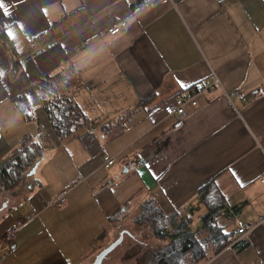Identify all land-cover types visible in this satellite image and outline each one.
<instances>
[{"label":"crops","instance_id":"1","mask_svg":"<svg viewBox=\"0 0 264 264\" xmlns=\"http://www.w3.org/2000/svg\"><path fill=\"white\" fill-rule=\"evenodd\" d=\"M0 3L10 42L0 41V166L26 136L41 147L1 192L0 264H88L111 240L107 217L117 208L152 198L166 214L203 209L201 219L203 186L224 197L219 223L231 238L202 264L264 263V221L236 231L264 213V0ZM118 19L126 26L106 34ZM65 70L77 82L64 93L89 123L62 139L34 84ZM214 76L216 88L185 103L180 121L165 114L163 103H180ZM231 89L244 99L224 96ZM21 94L29 119L14 104ZM62 189L64 202L49 205ZM27 215L5 240V228Z\"/></svg>","mask_w":264,"mask_h":264},{"label":"trees","instance_id":"2","mask_svg":"<svg viewBox=\"0 0 264 264\" xmlns=\"http://www.w3.org/2000/svg\"><path fill=\"white\" fill-rule=\"evenodd\" d=\"M38 1L44 4L53 0ZM0 41L6 46L10 44L3 29H0ZM54 75L56 74L47 76ZM47 76L35 83L34 88L40 94V103L54 132L59 138L66 139L79 129L86 128L88 123L71 97L66 95L50 96L47 93L45 86L42 85ZM14 104L25 119L30 118V104L25 95L21 94L15 97ZM40 155V145L29 136L24 137L20 145L12 150L9 157L0 166V191L14 188L19 183L23 172L34 165ZM208 187L203 186L198 190V194L206 206V211L201 215L204 226L202 233L204 232L205 235L188 230L185 221H176L175 216L181 214L180 212L173 211L166 214L152 198H146L138 205L139 212L135 220L150 223L152 234L160 239H167L169 242L154 251L145 253L142 258L138 256L136 264H202L228 244L231 238L230 233L223 231L218 217L219 206L224 202V197L218 198L215 193H207ZM125 211L127 208L124 207L117 208L112 212L107 217L110 224ZM100 250L94 255L96 256ZM130 253L131 250L126 252L123 258L131 257Z\"/></svg>","mask_w":264,"mask_h":264},{"label":"rangeland","instance_id":"3","mask_svg":"<svg viewBox=\"0 0 264 264\" xmlns=\"http://www.w3.org/2000/svg\"><path fill=\"white\" fill-rule=\"evenodd\" d=\"M119 20V19H118ZM109 27V26H108ZM107 27V28H108ZM106 28V29H107ZM107 34V33H106ZM109 35V34H108ZM77 81L72 70H65L63 72H58L56 75L52 77H45L43 86H45V90H47L50 96H60L66 95L65 92L67 86H71L75 84ZM66 85V87H64ZM73 100V99H72ZM78 105V104H77ZM78 108L81 112L82 117L86 118L87 123L88 119L83 110H81L80 106ZM82 120V119H81ZM10 189H2L0 191H9ZM140 202H134L130 205V208L117 216L111 226L113 229L112 238L108 243H111L115 239H117L118 234L122 233V241L117 244L112 251H110L101 261L100 264H136V259L138 256L140 258L145 256V253L149 251H154L158 247H162L169 242L167 239H160L156 235L152 234L150 223L148 222H139L136 221V216L139 212ZM203 209L195 208V212L192 215L186 213H181L176 215V221H185L187 224V228L194 232L202 233L203 227L195 228L196 222L201 224L200 214ZM190 223V224H189ZM188 229V230H189ZM202 235H205L204 232ZM131 250V257L123 258L126 252ZM95 256V255H94ZM93 259V258H92ZM92 261V260H91ZM90 263V262H89Z\"/></svg>","mask_w":264,"mask_h":264},{"label":"built area","instance_id":"4","mask_svg":"<svg viewBox=\"0 0 264 264\" xmlns=\"http://www.w3.org/2000/svg\"><path fill=\"white\" fill-rule=\"evenodd\" d=\"M162 2H170L171 0H161ZM127 22L125 19H119L115 20L110 23L109 27L106 29V33L109 35H115L118 34L125 26ZM218 84V78L217 76H214L213 79L210 80H202L200 81L194 88V92L190 95H188L184 100H182L180 103H174V102H166L162 104L163 110L165 114L167 115H173L176 120L180 121L186 114L187 110L185 108V103H190L192 106L197 103L196 100V94L200 92H209L216 88ZM224 96H226L228 99H230L232 96H235L236 98L243 100L245 95L243 92L237 90V89H231V90H224L223 91ZM133 116L129 117V121L133 120ZM114 163V159L112 156L108 154L102 155V164L105 168L110 167ZM65 193L66 189H62L56 196L50 198L48 200L49 205L51 206H60L64 200H65ZM34 218L33 215H27L25 218L16 220L9 226H7L3 232V237L5 240L9 241L14 238L15 234L23 228L26 224H28L32 219ZM264 221V213L261 214L258 217L257 223L250 224L248 226H241L237 228V233H247L248 231L252 230L258 223ZM252 264H264L261 260H257L253 262Z\"/></svg>","mask_w":264,"mask_h":264},{"label":"water","instance_id":"5","mask_svg":"<svg viewBox=\"0 0 264 264\" xmlns=\"http://www.w3.org/2000/svg\"><path fill=\"white\" fill-rule=\"evenodd\" d=\"M122 240V233H119V236L117 239H115L113 242H111L108 246L102 248L99 253L94 257L92 262L90 264H100L103 257L109 253L120 241Z\"/></svg>","mask_w":264,"mask_h":264},{"label":"snow or ice","instance_id":"6","mask_svg":"<svg viewBox=\"0 0 264 264\" xmlns=\"http://www.w3.org/2000/svg\"><path fill=\"white\" fill-rule=\"evenodd\" d=\"M0 7H2V3H0Z\"/></svg>","mask_w":264,"mask_h":264}]
</instances>
